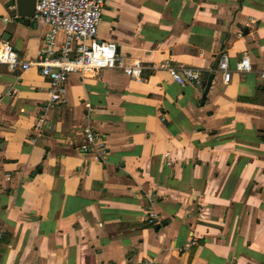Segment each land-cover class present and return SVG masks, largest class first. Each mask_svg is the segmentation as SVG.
<instances>
[{
	"label": "crops",
	"instance_id": "obj_1",
	"mask_svg": "<svg viewBox=\"0 0 264 264\" xmlns=\"http://www.w3.org/2000/svg\"><path fill=\"white\" fill-rule=\"evenodd\" d=\"M3 17L0 42L35 60L47 27L15 0ZM97 38L142 78L70 75L65 105L43 112L37 70L0 67V264H264V0H105ZM242 58L250 72L234 71Z\"/></svg>",
	"mask_w": 264,
	"mask_h": 264
},
{
	"label": "built area",
	"instance_id": "obj_2",
	"mask_svg": "<svg viewBox=\"0 0 264 264\" xmlns=\"http://www.w3.org/2000/svg\"><path fill=\"white\" fill-rule=\"evenodd\" d=\"M104 5L105 0H35L33 19L43 22L47 32L43 37L40 53L33 61L20 60L9 44L0 42V67L3 66L8 72H23L35 68L39 76L47 82L48 99L41 111L46 112L65 105V83L73 74L85 77L95 75L101 70L120 69L130 79L142 78L143 67L140 63L124 64L122 58L117 57L113 44L97 38ZM0 21L5 24L10 19L3 17ZM162 69L168 72L174 83L181 86L200 82V74L194 70L177 69L169 62H164ZM217 70L221 74V84L227 86L231 71L228 68L227 55L224 53L218 60ZM234 71L250 72L251 66L247 58L237 62ZM260 77L264 80V74ZM33 131L35 136L41 134V120L37 121ZM81 135V150L98 159L104 153L102 138L89 126L81 129ZM31 141H34V138ZM166 157L167 155L164 156ZM146 222L153 224L149 218ZM192 243L193 241L189 242L180 251L187 249ZM136 264L155 263L152 260H143Z\"/></svg>",
	"mask_w": 264,
	"mask_h": 264
},
{
	"label": "water",
	"instance_id": "obj_3",
	"mask_svg": "<svg viewBox=\"0 0 264 264\" xmlns=\"http://www.w3.org/2000/svg\"><path fill=\"white\" fill-rule=\"evenodd\" d=\"M24 2H28L27 4L29 8H27L26 10L22 9V5L24 4ZM15 3L17 7V15H21L22 17L25 18H32L34 16L35 0H15ZM212 79H213V75H209L206 82V86L203 91V97H205V95L209 91Z\"/></svg>",
	"mask_w": 264,
	"mask_h": 264
}]
</instances>
